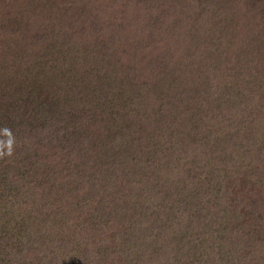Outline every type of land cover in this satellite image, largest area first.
I'll return each instance as SVG.
<instances>
[{
    "label": "trees",
    "instance_id": "1",
    "mask_svg": "<svg viewBox=\"0 0 264 264\" xmlns=\"http://www.w3.org/2000/svg\"><path fill=\"white\" fill-rule=\"evenodd\" d=\"M33 1L32 13L38 11L35 17L26 15L19 22L11 19L4 24L9 33L4 63L6 58L14 59L15 78L24 71L20 86L26 108L5 103L0 113V125L11 133L15 129L12 155L0 158V264H85L79 258L81 252L65 250L60 237L58 250L40 248L39 239L49 234L65 237L67 215L70 207L76 210L75 202L92 205L94 212L102 214L98 221L84 220L92 236L86 244L113 243L96 253L98 264H230L237 256L238 264H254L249 261L254 254L241 253L238 239L230 242L218 235L212 246L197 241L201 229L212 227L208 210L212 212L217 205L197 201L198 194L185 188V178L179 181L187 191L185 203L176 200V208L168 202L161 207L155 204L157 195L151 193L149 182L151 177L155 185L160 182L162 196L171 199V185L176 182L168 175L166 185L161 183L162 167L166 165L168 172L178 168L177 155L196 153L201 141L202 156L208 160L220 162L223 157L214 153L225 151L228 145L232 146L230 154L238 147L247 154L256 153L261 164L258 175L250 173L243 183L254 180L264 192V77L258 79L264 70V37L255 42L254 32L245 34L239 29L233 35L226 29L221 37H211L212 44L227 53L224 56L230 49L235 51V66H240V58L245 61L241 74L232 75V67H225L223 77L215 83L205 81L197 95L186 79L196 73L176 76L173 55L163 49L166 43L157 46V55H149L153 43L129 37V25L143 20L139 4L132 10L117 0ZM147 1L151 7L159 3ZM64 3L70 8H64ZM32 24L41 30L39 36H30L27 29ZM195 38L198 50L205 40L201 35ZM160 39L167 42L169 37ZM75 40L80 42L74 44ZM26 41L37 47L26 57L31 62L28 68L17 62L14 53ZM208 120L215 123L213 127L206 124ZM215 125L219 131L213 134ZM36 135L37 141L30 143ZM44 135L49 141H59L49 155L43 151L40 137ZM222 172L215 170L211 177L219 181ZM59 178L70 187L67 211L44 188ZM133 180L147 187V195L133 194ZM144 200L149 202L148 210ZM256 201L249 215L257 214L264 222ZM228 209L218 208L223 220L239 221L240 238H245V221L233 213L229 216ZM206 218L208 222L202 223ZM193 219L201 220L202 226ZM113 223L120 224V233L111 230L108 224ZM250 224L248 220V228ZM61 250L65 252L59 258L55 254ZM254 250L259 252L264 246L256 244ZM258 259L255 264H264Z\"/></svg>",
    "mask_w": 264,
    "mask_h": 264
},
{
    "label": "rangeland",
    "instance_id": "2",
    "mask_svg": "<svg viewBox=\"0 0 264 264\" xmlns=\"http://www.w3.org/2000/svg\"><path fill=\"white\" fill-rule=\"evenodd\" d=\"M117 1L120 2L121 5L124 4L132 10L137 7V4L143 8V20L135 21L134 25H129V37H132L133 40L142 39L143 43L146 45L153 43L154 47H149V55H157L159 52L157 46L166 43V47L162 44L163 49L166 51V55H173L172 58H174V62H172L171 65H174L176 68V76L182 77L185 72L193 70V73H196V76L193 78L189 76L186 79L189 81V84L196 89L195 93L197 95L205 81H213L215 83L219 78H222L225 67H232L230 69L232 75L236 76L241 74L240 66H242V62L245 61V58H243L242 61L240 58V60L237 61L240 66H235V51L230 49V54L224 56V54L227 53L224 49L221 51L219 45L215 43L212 44L211 37H221L226 29H228V33L231 35L237 32L235 29H239L245 34L254 32L255 36H258L255 38V42L260 41L261 37H264V0H159V3H156L152 7L148 6L149 2L147 0ZM63 2H65V0ZM36 4L37 3H35V5ZM33 6V0H0V113L4 112L5 103L9 107L10 105H14V107L18 105L21 109L26 108L25 100L21 95V93H24V91H22L23 87H21L24 84L21 78L24 76V71L21 69L19 72L20 75L15 78L17 68L12 66L14 59L10 61L6 58V62L4 63V44H7L9 39L8 29L4 27V24H7L11 19L15 22H19L26 15L32 14L33 17H35L38 11L34 10L35 12L32 13ZM64 8H70L69 4L64 3ZM237 14H241L240 18H236ZM113 17L114 16L110 18L113 19ZM110 18L108 17L105 20H109ZM233 26L235 27L233 28ZM32 27L33 28L27 29L30 36L36 37L35 34L39 36L41 30L33 24ZM198 34L202 37L204 36L205 41L203 44L199 43V49L197 50V39L195 37H199ZM160 37H169V40L164 42ZM46 38L47 43H49V37ZM78 41L75 40L74 44H78ZM159 41L160 43H158ZM200 46L204 54L200 53ZM36 50L37 47L32 46L30 41H26V45L21 43V45H18V47L14 49L15 56L18 57L17 62L21 66L28 68L31 62L30 60L28 61L26 57H30L28 53H34ZM141 59L143 61L142 57ZM260 66H262V64H260ZM193 73H191V75ZM262 77H264V70H261V76L258 79ZM166 78L169 79L167 74ZM257 82L262 84L263 80ZM11 83L15 85V87L11 85ZM28 108L30 109L31 106ZM206 124L213 127L215 123L208 120ZM5 128L8 127H4V125L0 127V140H4L3 129ZM213 130V134H216L215 131H219L216 125ZM49 131L50 130H46L47 133ZM14 133L15 129H13L12 135H14ZM93 134L96 137L95 132H93ZM45 136L46 135L40 138L43 139L44 153L49 155L52 150L51 148H55V145H58L59 141L54 142V138L49 141ZM37 137L39 136L36 135L31 137L32 140L30 143L37 141ZM235 149V153L233 152L232 154L229 152L232 150V146L228 145L225 147V151H220L218 149V151L214 153V156H218L219 153L223 159L220 162L208 160L206 156H202L204 150L202 149V142L200 141V145L198 143L195 148L196 153L188 151L185 154L181 153L177 155L175 160L179 163L178 168L168 172L166 165L162 167L161 183L165 182L164 184L166 185L168 182V175L176 182V186L171 185V188H173L171 190V199L162 196L159 187L160 182L155 185L153 177L150 179L149 187L151 193H156L157 195L154 200L155 204L161 207L162 204L168 202L172 203L174 208H176L175 206H178L176 200H179L182 204L185 203L183 198L187 194V191L183 188L182 183H179L182 178H185L187 181V187L185 188L188 191L192 190L194 194H198L197 201L206 202V200H208L212 201L211 204L217 205H215L216 208H214L212 212L208 210V217H212L210 222H208L207 218L202 221V223H212V227L206 230L198 229L200 232H198L197 241L202 240L206 244H211L212 246L214 239H217L218 235L223 236L230 242H234V239H238L239 243H237V246L240 248L241 253H245L247 256L253 253L254 256L251 255L249 261L255 264L254 261H260V259H258L259 257H261L264 262V250H260L259 252L254 250L256 244L264 246V244L260 243L262 240L264 243V229H261L264 222L257 214L252 213L250 217L249 213L252 212L250 209L253 208L255 204V198L258 200L256 201L258 203V210L264 213V192H261L258 185L254 184V180H251V182L246 185L243 181L250 173H255L253 177H256L258 175L257 169L261 164H257L256 153L251 155L247 154V152L240 147ZM223 153H225L224 156L222 155ZM49 159H51V157ZM220 169L223 170L222 177L221 180L217 181L211 177V174L215 172V170ZM174 171H177V173ZM233 179L234 181H232ZM67 183L68 181L66 179L59 178L54 184L50 182L44 186L45 190L51 193V196L55 195L54 197L61 200L58 202L66 208L65 211L70 207L68 204L70 187L67 186ZM262 183L264 186V180ZM133 184L134 195H147L148 192L145 185L139 184L135 180H133ZM141 185H143V188L140 187ZM57 187H62V189H58ZM180 188H183L182 194L179 192ZM134 198L136 199L135 196ZM146 203V210H148L149 202ZM75 205L77 206L76 210L72 211L70 207L67 215L69 223L67 224L68 228L65 230V237H63L61 233H57L58 235L56 237H54L53 233L49 234L39 239L42 243L40 248L43 249L44 246H47L58 250L61 246L58 240L62 238L65 250L70 251L69 249H72L81 252L79 258L82 259L85 264H87L85 259H88V261L93 264H98L96 253L101 251L99 250L101 247H110L113 243L105 244V242H101L97 244L95 242L93 247H89L86 242L89 243L92 240V236L88 234L89 230L83 226V222L88 218L92 219L91 221L89 220V223L98 221L102 214L101 212H94L92 205L84 206L77 202H75ZM114 207H116V205H114ZM217 207L219 209H222V207H225V209L229 208L227 211L229 216L233 213L235 216H238L237 218L240 217L242 222L245 221L243 227L248 231L245 238H240L241 231L239 229V221H228V217H224L223 220L222 210H218ZM248 220L251 222L250 225L252 227L250 228L247 227ZM191 222L198 223L202 226V223H200L201 220L196 219V221H194L193 219ZM108 225L111 227V230L116 229L120 233V224L113 223ZM161 231H163V229H161L160 232ZM120 237L121 235L116 241H118ZM70 238H75L76 243H74L73 240L69 242ZM65 250H61L55 255L62 258L61 253L65 252ZM41 252L40 250V253ZM84 252L88 253L87 257L84 256ZM34 253L37 254L38 250ZM74 253V257L77 259L76 252ZM238 259V256L234 257L230 261V264H238ZM123 262L121 264H123Z\"/></svg>",
    "mask_w": 264,
    "mask_h": 264
},
{
    "label": "clouds",
    "instance_id": "3",
    "mask_svg": "<svg viewBox=\"0 0 264 264\" xmlns=\"http://www.w3.org/2000/svg\"><path fill=\"white\" fill-rule=\"evenodd\" d=\"M3 134L7 137L6 140H0V158L3 156H11L12 155V149H13V143H14V137L11 133V130L8 128L3 129ZM4 149H7L6 151Z\"/></svg>",
    "mask_w": 264,
    "mask_h": 264
}]
</instances>
